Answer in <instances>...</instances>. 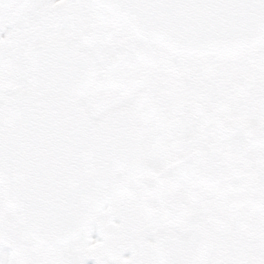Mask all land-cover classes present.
Wrapping results in <instances>:
<instances>
[{
	"label": "snow or ice",
	"instance_id": "obj_1",
	"mask_svg": "<svg viewBox=\"0 0 264 264\" xmlns=\"http://www.w3.org/2000/svg\"><path fill=\"white\" fill-rule=\"evenodd\" d=\"M0 264H264V0H0Z\"/></svg>",
	"mask_w": 264,
	"mask_h": 264
}]
</instances>
